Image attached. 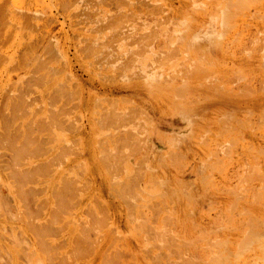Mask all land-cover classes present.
Listing matches in <instances>:
<instances>
[{
  "label": "rangeland",
  "instance_id": "1",
  "mask_svg": "<svg viewBox=\"0 0 264 264\" xmlns=\"http://www.w3.org/2000/svg\"><path fill=\"white\" fill-rule=\"evenodd\" d=\"M194 1L0 0V264H264V2Z\"/></svg>",
  "mask_w": 264,
  "mask_h": 264
},
{
  "label": "bare ground",
  "instance_id": "2",
  "mask_svg": "<svg viewBox=\"0 0 264 264\" xmlns=\"http://www.w3.org/2000/svg\"><path fill=\"white\" fill-rule=\"evenodd\" d=\"M188 1H189V0H188ZM196 1H197V0H195L194 2H196ZM221 1H222V0H221ZM226 1H227V2H226ZM235 1H236V0H235ZM235 1H234V3H233L232 0H225L224 5H225V3H226V4L228 3V5H226V6H229V3H230V7H231V6H232V7L234 6V7L237 9V11H236V10H233L234 12H235V11H236V12H238V11L241 12L242 9H243L242 11H244V10H245V11L248 10L249 6H247V5H248V4L250 5L249 2H251V1H252V2H255L256 0H237L236 2H235ZM261 1L264 2V0H261ZM261 1H260V3H261ZM222 2H223V1H222ZM252 2H251V4H252ZM100 3H101V2H100ZM231 3H233V4H231ZM247 3H248V4H247ZM101 4H102V3H101ZM158 4H159V3H158ZM158 4H156V5H158ZM220 4H221V3H220ZM246 4H247V5H246ZM252 5H255V3H253ZM252 5H251V6H252ZM208 6H209V5H208ZM259 6H260V5H259ZM263 6H264V5H263ZM232 7H231V9H232ZM245 7H248V8H245ZM150 8H151V7H150ZM150 8H149V9H150ZM235 8H234V9H235ZM149 9H148V10H149ZM224 9H225V7H224ZM227 9H228V8H227ZM228 10H229V9H228ZM250 10H251V9H250ZM149 11H150V10H149ZM214 11H215V10H214ZM214 11H213V12H214ZM231 11H232V10H231ZM233 11H232V14H233ZM219 12H221V11H219ZM226 13H227V10H226ZM229 13H230V11H229ZM229 13H228V14H229ZM241 13H242V12H241ZM247 13H248V12H247ZM151 14H152V13H151ZM228 14H227V15H228ZM248 14H249V13H248ZM230 15H231V14H230ZM230 15H229V17H230ZM232 16H234V15H232ZM263 16H264V15H263ZM205 17H206V16H205ZM224 17H225V19H226L227 16H224ZM187 18H188V17H187ZM190 18H191V17H190ZM230 18H231V17H230ZM225 19H224V21H225V24H226V20H227V19H226V20H225ZM231 19H233V18H231ZM228 20H230V19H228ZM224 21H223V22H224ZM227 22H228V21H227ZM228 23H229V22H228ZM225 24H224V26L226 27ZM231 24H232V23L230 22V23H229V26H230ZM222 25H223V23H222ZM227 25H228V24H227ZM222 27H223V26H222ZM222 27H220V28H221V29H225V28H222ZM226 28H231V27H228V26H227ZM221 31H222V30H221ZM226 31H227V29H226ZM228 31H229V30H228ZM184 32H185V31H184ZM221 33H222V32H221ZM221 33L219 34V36L221 35ZM225 33H226V32H225ZM228 33H229V32H228ZM226 34H227V33H226ZM229 34H230V33H229ZM146 35H147V34H146ZM150 36H151V34L149 33V37H150ZM222 36H223V34H222ZM222 36H221L220 38H223ZM224 36H225V35H224ZM145 37H146V36H145ZM149 37H148V38H149ZM152 37H153V36H152ZM152 37H151V38H152ZM194 37H198V36H194ZM202 38H203V37H202ZM206 38H207V37H206ZM214 38H217V37H214ZM236 38H237V37H236ZM207 39H208V38H207ZM238 39H239V38H238ZM210 40H211V39H210ZM235 40H236V39H235ZM239 40H240V39H239ZM184 41H185V40H184ZM220 41H221V39H220ZM236 41H237V40H236ZM143 42H144V41H143ZM211 42H213V41H211ZM215 42H216V41H215ZM222 42H223V41H222ZM222 42H219V43H222ZM231 42H232V41H231ZM146 43H148V42H146ZM146 43H145V44H146ZM148 44H149V43H148ZM236 44H237V43H236ZM140 45H141V43H140ZM142 45H143V43H142ZM226 45L228 46V44H226ZM144 46H148V45L146 44V45H144ZM217 46H218V45H217ZM199 47H200V45H199ZM204 47L206 48L205 45H204ZM228 47H229V46H228ZM194 48H195V47H194ZM226 48H227V47H226ZM258 48H259V47H258ZM224 49H225V48H224ZM243 49H244V48H243ZM261 49H262V47H261ZM201 50H202V49H201ZM246 50H247V49H246ZM246 50H245V51H246ZM249 50H250V49H249ZM196 51H197V50H196ZM202 51H203V50H202ZM202 51H200L201 54H202ZM204 51H205V49H204ZM245 51H244V52H245ZM172 52H173V51H171V53H172ZM191 52H192V51H191ZM194 52H195V51H194ZM225 52H226V51H225ZM250 52H251V51H250ZM253 52H254V51H253ZM255 52H256V51H255ZM255 52H254V53H255ZM169 53H170V52H169ZM197 53H198V52H197ZM200 53H199V54H200ZM139 54H140V53H139ZM173 54H174V53H173ZM169 55H170V54H169ZM169 55H168V57H169ZM171 55H172V54H171ZM171 55H170V56H171ZM176 55H177V54H176ZM202 55L204 56L205 54H202ZM202 55H201V56H202ZM172 56H173V55H172ZM206 57L211 58L210 56H206ZM199 58H200V56H199ZM201 58H203V57H201ZM188 59H189V57H188ZM203 59H205V56H204ZM169 60H170V59H169ZM201 60H202V59H201ZM198 61H200V60H198ZM211 61H212V60H211ZM200 62H201V61H200ZM202 62H203V61H202ZM218 62H219V61H218ZM193 63H194V62H193ZM195 63H196V62H195ZM205 63H206V62H205ZM208 63H209V62H208ZM263 63H264V62H263ZM198 65H199V64H198ZM201 65H202V64H201ZM207 65H208V64H207ZM191 66H193V65H191ZM208 66H209V65H208ZM43 67H44V66H43ZM193 67H195V66H193ZM193 67H191V68H193ZM196 67H197V65H196ZM200 67H201V66H200ZM262 67H263V66H262ZM201 68H203V67H201ZM41 69H42V68H41ZM196 69H197V68H196ZM198 71H199L200 73H203V72H202V69H199V68H198L197 73H198ZM204 72H205V71H204ZM188 74H189V73H188ZM188 74H187V75H188ZM206 74L209 75L210 73H206ZM206 74H204V75H206ZM211 74H212V73H211ZM200 75H201V74H200ZM196 76H197V75H196ZM206 76H207V75H206ZM206 76H205V77H206ZM213 76H214V75H213ZM208 77H212V76H208ZM208 77H207V78H208ZM252 77H253V76H252ZM172 78H173V75H172ZM184 78H185V77H184ZM194 78H195V77H194ZM194 78H192V79H194ZM201 78H202V77H201ZM203 78H204V76H203ZM212 78H213V77H212ZM215 78H216V77H215ZM217 78H218V77H217ZM222 78H224V77H222ZM197 79H198V78H197ZM238 79H239V77H238ZM252 79H253V78H252ZM236 80H237V79H236ZM236 80H235V81H236ZM246 80H247V79H246ZM186 81H188V80H186ZM197 81H198V80H197ZM226 81H227V80H226ZM239 81H240V80H239ZM242 81H243V80H242ZM249 81H250V79H249ZM251 81H252V80H251ZM244 82H246V81H244ZM216 83H217V82H216ZM234 83L236 84V82H234ZM249 83H250V82H249ZM260 83H261V82H260ZM236 85H237V84H236ZM200 86H201V85H200ZM202 86H203V85H202ZM236 87H237V86H236ZM241 87H242V86H241ZM250 87H251V86H250ZM261 88H262V87H261ZM205 89H206V88H205ZM215 89H216V88H215ZM250 89H251V88H250ZM252 89H253V88H252ZM13 90H14V89H13ZM181 90H182V89H181ZM262 90H263V89H262ZM220 92H221V91H220ZM244 92H245V91H244ZM250 93H251V92H250ZM237 94H238V93H237ZM23 97H24V96H23ZM24 99H25V98H24ZM15 100H16V99H15ZM18 100H19V98H18ZM180 100H181V99H180ZM183 100H184V99H183ZM25 101H26V100H25ZM16 103H17V102H16ZM21 103H22V102H21ZM189 107H191V106H189ZM262 110H263V109H262ZM189 111H190V110H189ZM263 111H264V110H263ZM188 117H189V116H188ZM231 117H232V116H231ZM233 117H234V116H233ZM226 118H227V117H226ZM228 118H229V117H228ZM236 118H237V117H236ZM229 119H230V118H229ZM233 119H234V118H233ZM221 121H222V119H221ZM225 121H226V119H225ZM7 122H8V121H7ZM11 123H12V121H11ZM223 123H224V122H223ZM226 123H228V120H227ZM222 125H223V124H222ZM225 126H227V125H225ZM225 126H224V127H225ZM228 126H229V125H228ZM7 127H8V126H7ZM203 127H204V126H203ZM7 129H8V128H7ZM199 129H200V128H199ZM221 129H222V128H221ZM9 130H10V129H9ZM200 130H203V129H200ZM225 130H226V129H225ZM225 130H222V131H225ZM227 130H228V129H227ZM245 130H246V129H245ZM207 131H208V130H207ZM5 132H6V131H5ZM201 132H202V131H201ZM205 132H206V131H205ZM210 132H211V131H210ZM219 133H220V132H219ZM228 134H229V133H228ZM5 135H7V134H5ZM209 135H210V134H209ZM224 135H225V133H224ZM201 136H203V135H201ZM218 136H219V135H218ZM228 136H229V135H228ZM212 137H213V136H212ZM215 137H216V136H215ZM5 138H6V137H5ZM220 138H221V137H220ZM9 139H10V138H9ZM203 139H206V137L203 138ZM222 139H223V138H222ZM229 139H230V138H229ZM6 140H7V138H6ZM13 140H14V139H13ZM16 140H17V139H16ZM209 140H210V139H209ZM232 140H233V139H232ZM213 141H214V140H213ZM3 142H4V141H3ZM210 142H211V141H209V143H210ZM228 142H229V141H228ZM230 142H231V141H230ZM234 142H235V141L233 140V143H234ZM0 143H1V142H0ZM205 143L208 144L207 141H205ZM208 146H209V144H208ZM224 146H225V145H224ZM231 146H233V145H231ZM227 147H228V146H227ZM228 151H229V149H228ZM216 152H217V151H216ZM210 153H211V152H210ZM213 153H214V152H213ZM213 153H212V154H213ZM210 155H211V154H210ZM15 157H16V156H15ZM214 157H215V156H214ZM215 158H216V157H215ZM216 161H217V160H216ZM219 161L222 162V160H219ZM224 161H225V160H224ZM224 161H223V162H224ZM213 162H214V161H213ZM223 162H222V163H223ZM215 163H216V162H215ZM217 163H218V162H217ZM219 163H220V162H219ZM219 163H218V164H219ZM225 163H226V162H224L223 165H224ZM211 165H212V164H211ZM220 165H222V164H220ZM206 166H207V165H206ZM206 166H205V167H206ZM214 166H215V164H214ZM216 166H217V165H216ZM216 166H215V167H216ZM208 167H209V166H208ZM208 167H207V168H208ZM218 167H219V166H218ZM220 167H221V166H220ZM224 168H226V166H224ZM252 168H253V167H252ZM209 169H210V168H209ZM211 169H214V167H212ZM220 169H221V168H220ZM222 169H223V167H222ZM258 169H259V168H258ZM18 170H19V169H18ZM215 170H216V169H215ZM255 170H256V169H255ZM201 171H203V170H201ZM204 171H205V170H204ZM208 171H209V170H208ZM205 172H206V171H205ZM222 174H223V173H222ZM201 176H202V175H201ZM261 178H262V177H261ZM203 179H204V178H203ZM259 179H260V178H259ZM263 179H264V178H263ZM205 180H206V178H205ZM212 181H213V180H212ZM242 181H243V180H242ZM248 181H251V180H248ZM252 181H253V180H252ZM257 181H258V180H257ZM203 182H204V181H203ZM261 182H262V180H261ZM245 184H246V183H245ZM263 184H264V183H263ZM256 185H257V184H256ZM254 187H255V186H254ZM250 188H251V187H250ZM261 188H262V187H261ZM257 189H258V188H257ZM245 190H246V189H245ZM247 190H248V189H247ZM253 190H254V188H253ZM262 190H263V188H262ZM251 191H252V190H251ZM257 194H258V193H257ZM248 195H249V193H248ZM258 195H259V194H258ZM261 195H262V194H260V197L258 196L259 198L257 197V198H255V199H258V200L260 201ZM186 196H187V195H186ZM251 196H252V198H253V197H256L257 195H256V196H255V195H251ZM188 197H189V196H188ZM188 197H187V198H188ZM247 197H248V196H247ZM238 198H239V197H238ZM240 198H241V197H240ZM244 198H245V197H244ZM262 199H263V198H262ZM262 199H261V200H262ZM238 200H239V199H238ZM241 200H243V199L241 198ZM256 201H257V200H256ZM259 201H258V202H259ZM189 202H190V201H189ZM261 202H262V201H261ZM233 203H234V202H233ZM243 203H244V202H243ZM261 204H262V203H261ZM261 204H260V205H261ZM243 208H244V207H243ZM242 212H243V211H242ZM250 225H252V224H250ZM1 227H2V226H1ZM252 229H253V228H252ZM250 234H251V233H250ZM246 235H247V234H246ZM249 236H250V235H249ZM243 237H246V236H243ZM257 237H258V236H257ZM257 237H256V238H257ZM247 238H248V237H247ZM247 238H246V239L243 238V239L247 240ZM256 238H255V239H256ZM253 239H254V238H253ZM243 241H244V240H243ZM249 242H250V241H249ZM258 242H259V241H258ZM218 243H219V242H218ZM247 243H248V242H247ZM252 244H253V243H252ZM252 244H251V245H252ZM17 245H19V244H17ZM47 246H48V244H47ZM211 246H212V245H211ZM215 246H216V245H215ZM244 246H247V245H244ZM248 246H249V245H248ZM259 246L261 247V246H263V245H260V244H259ZM17 247H18V246H17ZM43 247H44V246H43ZM48 247H49V246H48ZM50 247H51V246H50ZM52 247H53V246H52ZM216 247H217V246H216ZM260 247H259V248H260ZM0 248H1V247H0ZM40 248H41V247H40ZM45 248H46V247H45ZM261 248L263 249V247H261ZM13 249H14V248H13ZM52 249H53V248H52ZM262 249H261V250H262ZM16 251H18V250H16ZM34 251H35V250H34ZM37 251H38V250H37ZM19 252H20V251H18V253H19ZM10 253H11V252H10ZM25 253H26V252H25ZM30 253H31V252H30ZM223 253H224V252H223ZM15 254H16V253H15ZM15 254H13V255H15ZM22 254H23V253H22ZM236 254H237V253H236ZM13 255H12V257H13ZM30 255L32 256V254H30ZM30 255H29V257H28V256H24V257H25V259L27 260V263L30 261V264H31L32 260H34V259H32V257H31ZM33 255L36 256L35 253H34ZM222 255H223V254H222ZM30 257H31V258H30ZM221 257H222V256H221ZM221 257H220V259H221ZM224 257H225V256L222 257L221 261L218 259L219 262H218V260H217V261H216L217 263H216V262H215V263H216V264H218V263L221 264L222 261L224 262V260L228 259V258H226V257L224 258ZM228 257H229V256H228ZM33 258H34V257H33ZM31 259H32V260H31ZM50 259H52V258L50 257ZM14 260H16V257H14ZM38 260H39V259H37V261H38ZM53 260H54V259H53ZM34 261H36V259H35ZM37 261H36V262H37ZM55 261H56V260H55ZM14 262H15V261H14ZM15 264H17V263H15ZM22 264H23V263H22ZM24 264H25V263H24ZM28 264H29V263H28Z\"/></svg>",
  "mask_w": 264,
  "mask_h": 264
}]
</instances>
